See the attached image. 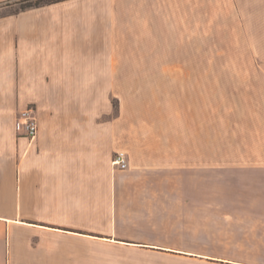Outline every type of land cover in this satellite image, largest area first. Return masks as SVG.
<instances>
[{"label": "crops", "instance_id": "crops-1", "mask_svg": "<svg viewBox=\"0 0 264 264\" xmlns=\"http://www.w3.org/2000/svg\"><path fill=\"white\" fill-rule=\"evenodd\" d=\"M202 2L67 0L0 15V264H264V168L257 199L219 200L203 184L215 169L203 168L202 137L184 136L116 169L122 122L90 104L122 78L124 35L133 49L170 48L177 12L179 33L197 37Z\"/></svg>", "mask_w": 264, "mask_h": 264}, {"label": "rangeland", "instance_id": "rangeland-1", "mask_svg": "<svg viewBox=\"0 0 264 264\" xmlns=\"http://www.w3.org/2000/svg\"><path fill=\"white\" fill-rule=\"evenodd\" d=\"M22 5L9 4L0 15ZM199 9L197 37L180 34L177 12L172 16L170 48L133 49L124 35L122 78L107 82L110 95L90 97V104L106 106L108 123L122 122L119 151L132 157L138 148L166 153L184 136L202 137L203 168L215 169L203 173V184L217 185L219 200L257 199L264 168V19L256 14L264 1L203 0ZM254 18L262 25L243 31Z\"/></svg>", "mask_w": 264, "mask_h": 264}, {"label": "built area", "instance_id": "built-area-1", "mask_svg": "<svg viewBox=\"0 0 264 264\" xmlns=\"http://www.w3.org/2000/svg\"><path fill=\"white\" fill-rule=\"evenodd\" d=\"M26 138L32 143L39 133V124L35 116L34 108H27L20 113ZM112 166L119 170H125L129 166V158L126 152H117L112 160Z\"/></svg>", "mask_w": 264, "mask_h": 264}, {"label": "trees", "instance_id": "trees-1", "mask_svg": "<svg viewBox=\"0 0 264 264\" xmlns=\"http://www.w3.org/2000/svg\"><path fill=\"white\" fill-rule=\"evenodd\" d=\"M20 1L25 3V5H22V7L20 8V10L24 11L26 9L45 7L48 5L60 3L67 0H20ZM34 1H36V3H34Z\"/></svg>", "mask_w": 264, "mask_h": 264}]
</instances>
